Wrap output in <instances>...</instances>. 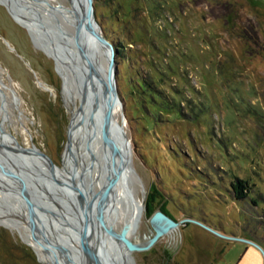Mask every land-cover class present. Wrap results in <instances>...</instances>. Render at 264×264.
Masks as SVG:
<instances>
[{
    "label": "rangeland",
    "instance_id": "rangeland-1",
    "mask_svg": "<svg viewBox=\"0 0 264 264\" xmlns=\"http://www.w3.org/2000/svg\"><path fill=\"white\" fill-rule=\"evenodd\" d=\"M39 2L56 35L51 47L67 50L59 54L71 92L43 48L49 38L35 37L0 1V124L23 148L34 146L67 169L74 113L89 83L92 108L78 121L79 156L71 155L75 174L57 182L70 183L73 198L60 190L52 200L61 221L59 203H83V195L94 204L103 193L123 150L113 127L121 139L123 130L127 154L125 184L114 186L108 205L112 230L126 226L130 190L144 204L133 241L153 236L157 212L180 222L149 250L131 252L134 264L209 263L212 239L198 222L264 235V1L93 0V19L88 0H81L83 15L75 0ZM240 180L249 190L243 199L233 190ZM34 186L51 213V195ZM10 201L1 197L0 210ZM105 233L113 240L105 252L116 257L121 243ZM0 264L44 263L17 230L0 225Z\"/></svg>",
    "mask_w": 264,
    "mask_h": 264
},
{
    "label": "bare ground",
    "instance_id": "bare-ground-1",
    "mask_svg": "<svg viewBox=\"0 0 264 264\" xmlns=\"http://www.w3.org/2000/svg\"><path fill=\"white\" fill-rule=\"evenodd\" d=\"M0 1L11 9L16 16L17 21L27 27L35 37L41 38L42 36H45L49 38L47 41H44L43 48L46 54L56 60L61 73L64 75L66 89L67 91L70 90L67 76L63 71L62 58L59 54V52H67V50L65 47L58 49H53L51 47V40L57 39L53 27H51L50 19L35 7L40 5V0ZM75 4L78 13L83 15L81 0H75ZM50 9L55 10L51 7ZM88 49V51L92 50L91 44L88 46ZM90 67V70L93 71L94 65L91 64ZM82 90H84L82 95V105L78 107L74 113V123L71 129L72 142L67 150L69 160V166L67 169H59L52 162L37 156L35 152H23L22 150L25 148L14 140V138L7 133L5 127L0 124V180L2 181L0 184L2 188V192L0 191V198L11 199L8 204L9 210H0V225L13 229V231L17 230L24 241L35 250L39 259L44 264H86L87 256L83 242V235L86 233L93 248L96 244L98 247L95 246L96 249H99L102 254L101 260H95V264H134L132 253L124 248L121 245L122 243L116 238L114 239L121 243L120 245L117 244V255L116 257L115 255L109 257V254L105 252L106 246L104 245L105 243L107 244L109 240H113L105 233V228L99 223L96 217L101 213L106 226L114 229L113 223L109 219L110 208L108 206L113 189L108 192V188L112 186L114 188V186L120 182L124 183V173L122 168L126 161L127 143L125 134L121 128L123 139H121L113 127H111V132L117 137V144L121 145L123 150L119 162L113 164V169L109 173L107 185L105 186L103 193L100 198H96L95 203L92 204L93 209L90 210L88 208L85 202L88 199L86 196L83 197V195H81L83 203L78 201H76V204L70 202L59 203L58 205L63 206L64 213H66L64 219L65 222H62L60 219L62 217L56 212V208L52 204L53 199H60V190L64 191L67 197L73 198L71 184L68 183L65 187H60L57 186V182L58 177L60 176L70 178L75 174V165L73 164L71 155L73 154L75 158L79 156L75 144V139H77L78 121L87 110L92 108V90L89 83H86ZM102 92L106 97L109 94L107 88H103ZM119 149L118 153L120 152ZM21 165L24 166V170H17V167ZM51 166L55 167L57 170L51 169ZM19 171L22 173L26 172V179L20 175ZM42 175L43 177L46 175L50 176L52 184L49 185L46 183V185H44ZM34 184H41V187H43L42 189L51 195V213L45 210V207L42 206L43 202L40 200V193L37 194ZM47 185H49V187H47ZM130 191L132 192V190ZM130 191L129 205L124 211V223L126 226L123 229L129 233V237L131 238L132 233L136 231L140 223L144 212V204L139 197L134 193L131 194ZM25 198L28 199L25 200ZM28 200L34 205L32 210L29 207ZM81 203L85 204V208L90 211L91 214L88 213L87 210L84 213L91 222L82 216L80 208L83 210L84 207ZM99 225L103 227L105 232L99 227ZM63 230H67V232L65 233ZM79 230H83L84 234H80ZM43 244L47 247L48 252L51 253V258L47 257L43 249ZM75 244L81 248V252L77 250Z\"/></svg>",
    "mask_w": 264,
    "mask_h": 264
},
{
    "label": "water",
    "instance_id": "water-1",
    "mask_svg": "<svg viewBox=\"0 0 264 264\" xmlns=\"http://www.w3.org/2000/svg\"><path fill=\"white\" fill-rule=\"evenodd\" d=\"M88 6H89V13L91 12L92 19H93V0H88ZM9 11L12 14V16L16 19V16L11 11V9H9ZM112 81H113V79H112ZM115 92H116V90H115ZM116 99L118 101L117 97H116ZM110 117L111 116L107 115L106 120L109 121ZM22 125H23V123H22ZM105 132H108V125L107 124L105 125ZM103 137H104L103 138L104 141L106 142V136H103ZM31 149H33V150H31ZM31 149H23L22 151L26 152V153L35 152L37 154V156L51 162V158L49 156H47L44 152L40 151L39 149L35 148L34 146L31 147ZM21 166H23V165H21ZM112 189H113V186L108 188V192H109V190L111 191ZM85 202H86L88 208L90 210H92L93 209L92 202H88V200H86ZM98 217L101 221V224L105 228V230L113 238L118 239L129 252L149 250L161 237H163L164 235L169 233L171 230H173L174 228H176L180 225V222H178V221L174 220L173 218L167 216L163 212H157L152 218V225H153V230H154L153 236L147 242L137 243L129 237V233L125 229H122L120 233L114 232L111 228H108L106 226V224L104 222L103 215L101 213L98 214ZM198 224L200 226H202L203 228H205L206 230L217 235V236L228 237L230 239H237V237H235V236H232V235L227 236V235H225V233H222L219 230H215V229H213V228H211V227H209V226H207L201 222H198ZM238 239H241L242 241H246V242L256 246L257 248H259L261 250L262 253H264L263 246L261 244L257 243L256 241L247 240V239H243V238H238ZM83 242H84V246H85V250H86L85 253L87 256L86 264H95V260H98V261L101 260L102 254L100 253V250L96 249V247H97L96 244H95L96 247L94 246V248H93L90 241L88 240L87 234L83 235Z\"/></svg>",
    "mask_w": 264,
    "mask_h": 264
},
{
    "label": "crops",
    "instance_id": "crops-1",
    "mask_svg": "<svg viewBox=\"0 0 264 264\" xmlns=\"http://www.w3.org/2000/svg\"><path fill=\"white\" fill-rule=\"evenodd\" d=\"M260 1L263 2L264 0ZM220 229L224 230L225 226ZM203 233L212 239V252L209 254V263L207 264H264V253H262L259 248L246 241L238 239L246 238L256 241L264 248V235L260 234L259 232L250 231L246 234L225 233V235H232L237 237V239L217 236L204 229Z\"/></svg>",
    "mask_w": 264,
    "mask_h": 264
},
{
    "label": "trees",
    "instance_id": "trees-1",
    "mask_svg": "<svg viewBox=\"0 0 264 264\" xmlns=\"http://www.w3.org/2000/svg\"><path fill=\"white\" fill-rule=\"evenodd\" d=\"M234 195L237 199H243L247 197L249 193L247 182L240 180L233 184ZM259 203L258 200H253V204L256 206ZM170 261V258H169ZM178 264V263H177Z\"/></svg>",
    "mask_w": 264,
    "mask_h": 264
}]
</instances>
